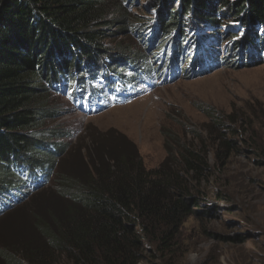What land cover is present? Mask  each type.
<instances>
[{
  "label": "trees",
  "instance_id": "16d2710c",
  "mask_svg": "<svg viewBox=\"0 0 264 264\" xmlns=\"http://www.w3.org/2000/svg\"><path fill=\"white\" fill-rule=\"evenodd\" d=\"M140 1L0 0V215L47 183L66 147L59 141L64 130H39L60 112L46 104L48 92L95 97L96 106L83 109L99 112L158 76L179 79L182 65L186 77H197L227 64L264 62V0ZM137 6L139 14L130 10ZM114 26L132 34L140 51L106 48L100 38ZM112 77L117 87H102ZM213 120L214 130L196 142L164 132L168 156L156 168L147 169L132 144L89 153L78 176L60 175L58 216L37 218L45 227L36 223V246L46 251L31 242L13 253L0 247L1 263H61L55 256L66 249L71 264H138L143 238L172 250L185 219L205 212L199 186L212 171L209 146L220 159L239 144L233 119Z\"/></svg>",
  "mask_w": 264,
  "mask_h": 264
},
{
  "label": "rangeland",
  "instance_id": "374dc122",
  "mask_svg": "<svg viewBox=\"0 0 264 264\" xmlns=\"http://www.w3.org/2000/svg\"><path fill=\"white\" fill-rule=\"evenodd\" d=\"M137 9L142 11L139 6L130 7L139 14ZM116 30L114 26L100 38L106 48L118 54L127 53V45L142 48L128 31ZM182 68L179 79L163 82L158 76L153 83L142 85L135 97L99 112L83 109L96 106L95 97L82 101L62 91L48 92L46 104L60 112L54 122L49 119L39 130H64L67 136L59 141L64 140L66 147L47 183L37 185L0 215V247L13 253L30 242L41 245L37 218L50 222L58 216L60 175L78 176L89 162V153H96L97 148L109 155L115 148L135 145L145 167L156 168L168 156L164 132L196 142L194 137H206L214 130L213 117L223 116L227 121L233 119L239 132L232 136L239 144L231 156L220 159L215 147L209 146L212 171L209 180L199 186L206 199L198 208L205 212L201 218L185 219L168 252L143 238L138 264H264V62L227 64L197 77H186V66ZM217 193L226 199H219ZM38 225L45 227L44 222ZM36 249L46 251L44 246ZM46 259L48 263L54 260ZM55 259L61 260L56 264H71L66 249L57 252Z\"/></svg>",
  "mask_w": 264,
  "mask_h": 264
},
{
  "label": "bare ground",
  "instance_id": "6f19581e",
  "mask_svg": "<svg viewBox=\"0 0 264 264\" xmlns=\"http://www.w3.org/2000/svg\"><path fill=\"white\" fill-rule=\"evenodd\" d=\"M112 78H113V77H112ZM101 82H102V87H103V85L105 84V82H107V83L110 84V85H113V86L117 87L116 84L114 83V80L111 81L110 79H109V80H108V79H102ZM38 185H39V184H38ZM36 186H37V185H35V187H36Z\"/></svg>",
  "mask_w": 264,
  "mask_h": 264
}]
</instances>
